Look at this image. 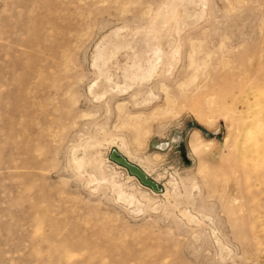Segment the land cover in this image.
<instances>
[{"label":"rangeland","instance_id":"rangeland-1","mask_svg":"<svg viewBox=\"0 0 264 264\" xmlns=\"http://www.w3.org/2000/svg\"><path fill=\"white\" fill-rule=\"evenodd\" d=\"M0 264H264V0H0Z\"/></svg>","mask_w":264,"mask_h":264},{"label":"water","instance_id":"water-1","mask_svg":"<svg viewBox=\"0 0 264 264\" xmlns=\"http://www.w3.org/2000/svg\"><path fill=\"white\" fill-rule=\"evenodd\" d=\"M167 145L168 144H162L160 148L165 149ZM177 147L181 153V157L183 161L188 165L190 162L187 155V149L185 147V144L181 142L179 145H177ZM110 159L116 162L117 164L121 165L122 167L126 168L129 171V173L137 177L144 186L151 188L155 192H160L158 183L155 182L153 179H151L141 168L132 164L119 151L113 150L110 155Z\"/></svg>","mask_w":264,"mask_h":264},{"label":"bare ground","instance_id":"bare-ground-1","mask_svg":"<svg viewBox=\"0 0 264 264\" xmlns=\"http://www.w3.org/2000/svg\"><path fill=\"white\" fill-rule=\"evenodd\" d=\"M151 64V63H150ZM151 67L150 68H145V66L144 65H142V66H139L138 67V69L139 70H142V74H141V79L142 80H144V79H147V78H149V77H151V73L152 72H156V70H157V66H156V64H152V65H150ZM147 69V70H146ZM146 71V72H145ZM191 142H192V144L193 145H197V135H194V137H192V139H191ZM181 143V142H180ZM179 143V144H180ZM178 144V145H179ZM148 174V173H147Z\"/></svg>","mask_w":264,"mask_h":264}]
</instances>
